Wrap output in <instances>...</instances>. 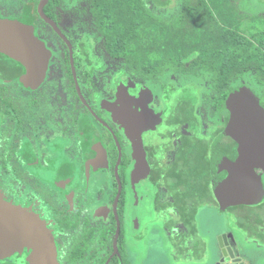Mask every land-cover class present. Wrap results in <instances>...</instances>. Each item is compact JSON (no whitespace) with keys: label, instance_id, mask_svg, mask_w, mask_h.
Wrapping results in <instances>:
<instances>
[{"label":"flooded vegetation","instance_id":"flooded-vegetation-1","mask_svg":"<svg viewBox=\"0 0 264 264\" xmlns=\"http://www.w3.org/2000/svg\"><path fill=\"white\" fill-rule=\"evenodd\" d=\"M11 9V0H0V19L29 21L12 17ZM86 9L71 13L82 26L87 17L89 31L98 38L90 32L73 36L53 13L71 54L64 40L33 14V34L50 52L45 76L36 87L24 84L21 64L0 54V215L11 213L13 220V246L0 264H37L34 249L16 235L25 225L17 217L36 221L43 229L49 250L42 264L50 259L54 264H100L113 252L117 218L118 256L113 258L129 264L128 204L142 182L151 186L153 206L157 185L150 181L163 154L186 148L197 128L217 152L223 132L218 130L226 127L224 104L216 107L205 99L193 112L198 122L192 123L190 101L178 103L177 90L183 84L173 71L165 75L151 55L144 60L148 65H133L131 55L111 52L100 29L102 16L94 6ZM98 40L104 41L103 53L97 50ZM180 108L184 112L177 118ZM136 166L140 179L134 177ZM227 241L234 259L226 257L222 264H238L233 237Z\"/></svg>","mask_w":264,"mask_h":264},{"label":"rangeland","instance_id":"rangeland-1","mask_svg":"<svg viewBox=\"0 0 264 264\" xmlns=\"http://www.w3.org/2000/svg\"><path fill=\"white\" fill-rule=\"evenodd\" d=\"M62 2V7L56 9L54 13L58 15L62 28L75 37L77 36L75 33L90 32L91 27L87 17L86 19L83 17L85 25L82 26L81 19L77 20V16L73 15L72 11L83 12L89 6L96 7L97 2L101 6L114 4L118 11L124 9L126 39L128 38L126 48L134 57L131 59L132 64L148 65V62L144 61L146 58L141 55H151L150 59L154 58L158 69L164 71L165 75L173 71L180 85L188 82L201 85L202 80H208L209 73L203 68L202 59L205 60V57H211V55L217 58L218 53L222 54L225 61V69L222 73L227 83L231 85V89L234 91L241 84L248 83L254 92L253 102L248 107L253 110L258 106V96L264 93V55L259 57L258 64L247 53L240 52L238 46L241 43L254 44L256 35H261L264 41V5L254 0H176L175 5L170 8L173 0H153L158 7H161V10H158V31H155V36H152L150 32L154 31L151 30L153 21L146 17L144 8L140 6V0H103L102 3L100 0H62ZM183 2L186 4L182 5ZM17 5V0H11L12 8H16ZM191 8L207 11L210 16L217 18L220 25L233 31L236 37L233 41L236 46L234 48L223 47V45L208 40L201 30L202 24L198 21V16L196 21L190 19ZM218 13L220 16L217 15ZM18 16L33 21L31 5L24 4L18 10ZM177 17L182 20L183 24L180 23L173 27L171 21ZM140 29L143 35L138 42ZM45 34L48 35L46 32ZM49 37L53 36L49 35ZM91 37H96L95 32L92 31ZM96 43L97 50L103 53L104 41L98 40ZM153 46L155 49L152 48ZM118 63L120 62L110 64ZM204 92L207 97L214 95L209 86ZM207 100L209 103L212 102V100ZM136 161L139 163L138 160ZM250 174L259 179L264 191V161L256 164ZM134 177L141 178L137 166ZM142 183L135 193L136 197L128 204L125 256L129 264H217L222 256L218 245V238L221 235H232L235 258L239 259L238 264H264V247L247 239L233 226L229 215L221 210L207 207L201 208L197 214L198 231L207 244L204 258L197 261L174 262L170 257V246L162 228L163 221L153 211L151 186L147 182ZM228 244L230 246V241Z\"/></svg>","mask_w":264,"mask_h":264},{"label":"trees","instance_id":"trees-1","mask_svg":"<svg viewBox=\"0 0 264 264\" xmlns=\"http://www.w3.org/2000/svg\"><path fill=\"white\" fill-rule=\"evenodd\" d=\"M39 1L17 0L18 5L12 9L11 16L19 17L18 10L24 4L31 5L32 13L36 15V7ZM100 1L102 3L103 0ZM173 1V4L170 6L168 4L167 6L172 8L176 0ZM254 1L264 5V0ZM140 2L146 17L153 21L151 30L154 31L150 32V35L155 36V31H158V10H161V7H158L153 0H140ZM61 3L62 0H49L43 9L44 14L56 22L53 13ZM96 4V13L102 16L103 25H101L100 29L105 36L106 46L111 48V52L123 51L125 54H132L126 48L128 38L126 39V15H124V9L118 11L117 6L114 4L110 6H101V4L98 5V2ZM184 4L186 3L183 2L182 5ZM219 14L217 15L220 16ZM197 16L198 21L202 24L201 30L208 40L223 45V47L231 46L234 48L236 46L233 41L236 38L233 31L227 30L226 26L220 25L216 17L210 16L205 10L201 9L199 11L191 8L189 11L190 19L192 18V20L196 21ZM21 19L24 20L26 18L22 17ZM37 20L39 24L51 31L49 26L41 19L37 18ZM171 22L173 27L180 23L183 24L179 17L172 19ZM51 33L57 37L52 31ZM142 35L143 32L140 29L137 38L138 42L142 39ZM164 35L166 34L164 33ZM260 36L256 35L254 37V44L245 45L241 43L238 46L240 52L244 51L258 64L259 57L264 55V41ZM152 48L155 49V46ZM132 58L134 59L133 56ZM143 58L147 59L149 55H145ZM202 61L204 64L203 68L209 73V79L202 80L201 85H196L192 82L184 83L181 89L177 90V97H180L178 103L184 104L185 99L191 103L192 123L194 121L198 122V118L196 115L194 116L193 112L202 99H205V102H208L207 99L212 100L216 107L223 103L222 114L224 119L227 117V111L230 106L239 105L246 107L252 104L254 92L248 83L241 84L234 91L231 89V85L227 83L225 75L222 73L224 72L222 70L225 69V61L222 54L218 53L217 58H214V55L205 57V60L202 59ZM256 79L259 82L258 76H256ZM205 86L210 87L214 93L213 96L207 97V94L201 91L202 87ZM258 97V106L264 107V93H261ZM180 110L177 113V118H181V114L184 112L183 108H180ZM223 129L225 128L218 130V133L223 131ZM197 131L198 128L192 133L186 148L172 149L163 154L159 166H157L158 168H155L156 176L150 181L151 184L157 185L153 208L155 214L163 221L162 228L170 246V257L174 262L197 261L204 258L207 244L199 234L197 214L203 207L220 210L211 191L209 173V163L214 153H216V145L212 146L214 142L206 141ZM221 211L229 215V218L233 221V226L247 239L253 240L259 246L264 247V197L257 205L229 207ZM107 257L105 256L100 264L104 263ZM118 263V259L113 258L110 264Z\"/></svg>","mask_w":264,"mask_h":264},{"label":"water","instance_id":"water-1","mask_svg":"<svg viewBox=\"0 0 264 264\" xmlns=\"http://www.w3.org/2000/svg\"><path fill=\"white\" fill-rule=\"evenodd\" d=\"M48 2L49 0H40L36 13L59 38L64 40L71 54L69 42L55 22L43 12ZM33 31L31 21L0 19V54L10 57L23 66L25 70L23 81L28 87H36L43 80L50 57V52L34 36ZM72 71L74 75L73 67ZM217 147L216 154L210 159L209 173L211 191L220 210L260 203L264 191L250 171L256 164L264 161V107L257 106L250 110L248 106H230L227 111V124L218 139ZM117 183L118 193L114 207L119 195L118 179ZM12 221L11 213L0 215V259L9 256L13 246ZM16 221L25 224L24 228H21L22 233L16 232V235L22 237L25 244L34 249L36 263L42 264L45 249L49 250L43 229L36 221L27 218L17 217ZM118 236L119 222L116 218L113 252L104 264H108L114 256H118L116 243ZM227 237L232 239L231 235H221L218 238V245L223 255L218 264H222L226 257L234 259ZM48 264H54V260L50 259Z\"/></svg>","mask_w":264,"mask_h":264}]
</instances>
